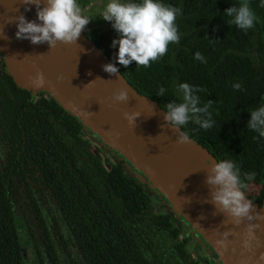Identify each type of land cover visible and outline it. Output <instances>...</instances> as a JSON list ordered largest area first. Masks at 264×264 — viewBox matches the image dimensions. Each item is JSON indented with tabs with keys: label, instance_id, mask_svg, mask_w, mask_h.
I'll return each mask as SVG.
<instances>
[{
	"label": "trees",
	"instance_id": "16d2710c",
	"mask_svg": "<svg viewBox=\"0 0 264 264\" xmlns=\"http://www.w3.org/2000/svg\"><path fill=\"white\" fill-rule=\"evenodd\" d=\"M163 2L181 8L180 41L150 67L118 63L112 40L119 34H84L165 111L169 101L180 100V83L204 89L198 95L202 104L213 100L215 126L204 130L190 122L181 130L217 161L232 158L242 173H255L245 195L261 204L264 138L247 121L264 104V0H249L258 21L247 33L223 16L239 0ZM197 51L206 63L194 58ZM237 82L241 90L233 88ZM161 86L163 96L157 95ZM86 133L92 132L52 97L18 87L0 56V264H25L22 247L30 242L38 264H61L62 256L66 264H201L188 249L191 227L131 173L107 169Z\"/></svg>",
	"mask_w": 264,
	"mask_h": 264
},
{
	"label": "water",
	"instance_id": "95a60500",
	"mask_svg": "<svg viewBox=\"0 0 264 264\" xmlns=\"http://www.w3.org/2000/svg\"><path fill=\"white\" fill-rule=\"evenodd\" d=\"M29 7L25 11L22 0H0V29L7 36L0 37V54L16 85L33 95L44 92L52 97L91 134L116 150L133 168L135 180L141 183L142 176L146 180V186L141 183L144 188L164 197L195 236L214 250L219 264H264V220L255 221L261 227L250 250L241 245L243 224L235 228L237 234L229 237L227 248L216 244L220 231L233 226H224L223 214L214 215V206L204 202L209 198L204 170L211 161L218 162L212 153L191 137L187 143H177V132L164 120L166 111L138 93L119 71L115 75L104 71L102 66L111 63L110 59L83 31L77 44H58L52 49L47 43L17 39L15 17L23 13L28 20L37 18L36 6ZM38 69L48 83L36 89L31 79ZM58 76L63 79L58 80ZM120 88L128 90L127 102L114 101L113 94ZM132 111L141 113L135 126L124 117L125 112ZM252 202L255 211L264 214V198L261 204Z\"/></svg>",
	"mask_w": 264,
	"mask_h": 264
},
{
	"label": "clouds",
	"instance_id": "9594fccd",
	"mask_svg": "<svg viewBox=\"0 0 264 264\" xmlns=\"http://www.w3.org/2000/svg\"><path fill=\"white\" fill-rule=\"evenodd\" d=\"M22 3L25 11L30 10L29 6L35 5L37 18L28 20L23 13L16 16V38L28 39L32 44L47 43L50 49L58 44H77L81 32L91 20L98 17L85 15L78 0H22ZM180 14L181 8L166 4L163 0H108L99 17L110 22L119 34L117 39L112 40V46L118 45L116 60L120 65L127 67L135 61L137 66L150 67L151 62L158 61L168 52L170 45L179 43L176 19ZM223 16L229 18L226 22L229 26L235 25L245 33L258 21L249 0H239L238 4H232L224 10ZM0 33V37L7 39L3 29H0ZM81 49L85 51L82 47ZM194 58L202 63L207 62L206 57L199 51ZM102 67L110 75L119 71L115 63H106ZM57 79L62 80L63 77L58 76ZM31 83L34 88L39 89L48 81L38 69ZM233 88L241 90L242 84L237 82L233 84ZM178 91L182 93L180 100H171L164 106V120L173 126L178 134L176 142L182 144L189 141L188 134L181 131L184 126L191 122L199 128L209 130L215 126V121L210 111L213 100L202 104L198 95L204 89L184 82L179 84ZM164 94L165 88L161 86L157 95ZM113 99L127 102L128 90L120 88L113 94ZM249 112L247 127L260 138H264V104ZM140 115L137 111L124 113L128 123L134 126ZM207 165L204 171L205 183L209 186V198L204 202L214 206V215L223 214L224 226H233L220 231L221 238L216 240V244L227 248L229 237L236 235L235 228L243 224L241 245L244 250H250L252 241L258 239L256 230L261 227L255 221L264 220V214L255 211L252 200L245 195L248 182L254 179L255 173H242L240 165L232 158L211 161ZM261 259H264V254Z\"/></svg>",
	"mask_w": 264,
	"mask_h": 264
},
{
	"label": "rangeland",
	"instance_id": "374dc122",
	"mask_svg": "<svg viewBox=\"0 0 264 264\" xmlns=\"http://www.w3.org/2000/svg\"><path fill=\"white\" fill-rule=\"evenodd\" d=\"M78 2L81 5L85 15L98 16L96 19L91 20L89 22V24L86 26L83 32L91 33L94 36L104 33L118 34L113 29L112 24L110 22L105 21L102 17H99V15L103 13L105 5L108 3V0H78ZM260 54L261 57L264 58V42H261ZM84 137L89 140L92 151L100 150L103 156L107 157L111 162H113L112 164L106 163L108 169H111L117 172L118 174L131 173L133 177L135 176L137 178V175H134L132 172L133 168L131 167V165L126 160H124L116 150L112 149L108 144H106L99 138L95 139L96 137L94 138L89 134H85ZM102 146L105 147L106 149L111 150L118 157L122 158L126 165L119 163L117 158L113 155V153L105 150ZM139 179L140 182L144 184V186H146V180H144L142 176ZM151 193L154 192L151 191ZM200 240L201 239L199 237H197L196 239L194 236L189 235L188 249L191 252V254L196 258L198 257L202 258L203 260L201 261V264H219V261L215 256V254L212 251H209L205 247V245L201 243ZM27 261H29V263L32 264V261L29 259V256Z\"/></svg>",
	"mask_w": 264,
	"mask_h": 264
},
{
	"label": "flooded vegetation",
	"instance_id": "af4514ba",
	"mask_svg": "<svg viewBox=\"0 0 264 264\" xmlns=\"http://www.w3.org/2000/svg\"><path fill=\"white\" fill-rule=\"evenodd\" d=\"M86 134H89V133H86ZM89 135H91L92 137H94L95 138V136L93 135V134H89ZM95 139H97V138H95ZM90 144V143H89ZM103 147V146H102ZM105 150H107V151H109V152H112L111 150H109V149H106L105 147H103ZM90 150H91V147H90ZM92 151V150H91ZM98 151V153H99V155L102 157V162H103V164L106 166V168H107V160H109L107 157H105V156H103L102 155V153H101V151L100 150H93V152L95 153V152H97ZM113 153V152H112ZM113 155L117 158V160H118V162H119V160H121V162H119V163H122V164H125V162L123 161V159H121L120 157H118L115 153H113ZM110 161V160H109ZM111 162V161H110ZM113 163V162H112ZM126 165V164H125ZM108 169V168H107ZM110 170V169H109ZM17 224L19 225V221H17ZM20 229V231H19V233H20V236H22L23 238H26V240H27V236L29 235L28 234V232L26 231V228H25V226H22V228L20 227L19 228ZM196 239H197V237L195 236V235H193ZM201 239V238H200ZM29 241V240H28ZM201 241V243H203V245H205V247L209 250V251H212L214 254H215V256L217 257V255H216V253L214 252V250L211 248V247H209L208 246V244L204 241V240H200ZM32 245H33V243H29L28 245H25V246H23L22 247V257H23V259L25 260V264H30L29 263V261H27V259H28V256H29V259L32 261V264H38L37 263V261H36V255H35V251H34V249L32 248ZM189 246V245H188ZM193 256V255H192ZM194 257V256H193ZM194 258H196V257H194ZM203 260V259H202ZM66 261H67V258L66 257H64V256H62L61 257V264H66ZM205 262H206V260H205Z\"/></svg>",
	"mask_w": 264,
	"mask_h": 264
}]
</instances>
